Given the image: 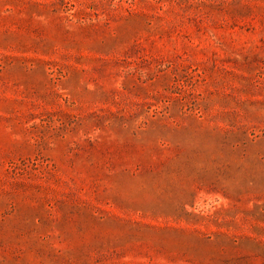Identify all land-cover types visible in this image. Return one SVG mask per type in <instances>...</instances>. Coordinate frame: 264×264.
<instances>
[{"label":"rangeland","instance_id":"1","mask_svg":"<svg viewBox=\"0 0 264 264\" xmlns=\"http://www.w3.org/2000/svg\"><path fill=\"white\" fill-rule=\"evenodd\" d=\"M0 264H264V0H0Z\"/></svg>","mask_w":264,"mask_h":264}]
</instances>
